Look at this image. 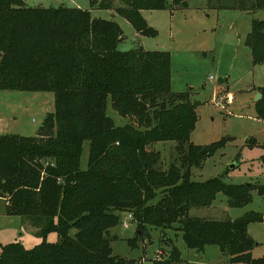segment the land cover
<instances>
[{
    "label": "trees",
    "instance_id": "obj_1",
    "mask_svg": "<svg viewBox=\"0 0 264 264\" xmlns=\"http://www.w3.org/2000/svg\"><path fill=\"white\" fill-rule=\"evenodd\" d=\"M121 1L117 13L137 32L158 35L142 11L166 9L167 0ZM172 1L176 7L189 4ZM209 1L221 8L264 9V0ZM113 2L91 0V5L113 8ZM122 33L117 22L94 18L87 9L0 0V90L50 91L55 97V110L45 115L38 135L0 134V199L8 214L29 218L43 237L30 249L16 242L3 246L0 264H136L113 253L118 236L111 229L126 212L137 223V234L129 239L133 247L148 236V227L176 225L189 248L201 252L217 245L232 263L264 264V257H253L255 240L248 232L252 222L264 221L262 213L227 220L190 215L193 207H210L220 192L230 207H244L253 201L254 186L228 184L221 177L192 179L191 168L229 139L191 142L199 102L188 92L172 91L170 52L122 51ZM246 44L253 62L264 64V19L253 20ZM259 91L255 108L264 120V86ZM109 97L131 123L116 125L107 113ZM85 141L88 167L82 169ZM164 141L177 143L181 166L160 168L161 153L153 146ZM259 192L264 194V186ZM51 232L58 234L56 242L47 241ZM181 261L173 246L169 257L152 262Z\"/></svg>",
    "mask_w": 264,
    "mask_h": 264
},
{
    "label": "rangeland",
    "instance_id": "obj_2",
    "mask_svg": "<svg viewBox=\"0 0 264 264\" xmlns=\"http://www.w3.org/2000/svg\"><path fill=\"white\" fill-rule=\"evenodd\" d=\"M188 2V7H176L172 0H167L166 9L144 10L148 24L158 31L157 36L150 37L137 32L128 19L117 13L115 8L124 4L121 0H114L113 8L93 7L91 0H25L28 6L87 9L94 18L117 22L123 32L118 44L122 51L138 47L169 51L172 91L188 92L193 102H199L191 142L208 145L229 139L201 166L191 168L192 179L221 177L228 184L254 186L253 201L244 207H230L227 196L220 192L210 207H193L190 215L214 220L236 219L250 211L264 215V194L259 192L264 186V120L257 117L255 108L257 92L264 86V64L253 62L252 51L246 44L253 20L264 19V9L221 8L209 0ZM54 110L53 92L0 90L1 132L36 136L45 115ZM107 113L116 125L131 123L129 117L113 109L110 97ZM83 148L81 168L87 169L89 141L84 142ZM153 148L161 153L160 168L181 166L182 154L175 141L157 142ZM181 169L186 171V167ZM161 195L159 192L154 202ZM5 205L6 200L0 199V258L3 246L16 242L30 249L43 241L39 226L27 217L8 214ZM126 217V213L121 214L122 220ZM248 232L255 240L253 257H264V221L252 222ZM74 233L75 229L71 230ZM111 233L118 236L112 240L114 255L136 260V264L143 259L141 264H153L159 249L165 258L169 257L173 246L181 252L179 264H245L232 263L217 245H208L202 252L189 248L176 225L169 229L148 227V236L139 240L136 247L129 243L137 234L135 221L128 228L120 222ZM58 239L56 232L47 237L49 242Z\"/></svg>",
    "mask_w": 264,
    "mask_h": 264
},
{
    "label": "built area",
    "instance_id": "obj_3",
    "mask_svg": "<svg viewBox=\"0 0 264 264\" xmlns=\"http://www.w3.org/2000/svg\"><path fill=\"white\" fill-rule=\"evenodd\" d=\"M126 214H127V217L124 220L121 219V224H123L124 227L128 228L131 224V221H135V217L132 212H126ZM164 254L165 253L159 249L156 253V258L163 259L165 258Z\"/></svg>",
    "mask_w": 264,
    "mask_h": 264
},
{
    "label": "crops",
    "instance_id": "obj_4",
    "mask_svg": "<svg viewBox=\"0 0 264 264\" xmlns=\"http://www.w3.org/2000/svg\"><path fill=\"white\" fill-rule=\"evenodd\" d=\"M188 1H189V0H188ZM188 3H189V2H188ZM188 6H189V4H188ZM142 13H144V10L142 11ZM144 17H145V15H144ZM145 18H146V17H145ZM1 120H2V119H1V117H0V123H1ZM0 125H1V124H0ZM1 129H2V128L0 127V134H8V133H5V132H1ZM124 214H125V213H124ZM113 233H114V232H113ZM114 234H115V233H114ZM206 247H207V246H206ZM205 250H206V248H205ZM205 250H204V251H205ZM201 252H202V251H201ZM122 257L127 258L126 256H122ZM127 259H129V258H127ZM143 260H144V259H143ZM143 260H139L138 263H140V264L143 263V262H144Z\"/></svg>",
    "mask_w": 264,
    "mask_h": 264
},
{
    "label": "water",
    "instance_id": "obj_5",
    "mask_svg": "<svg viewBox=\"0 0 264 264\" xmlns=\"http://www.w3.org/2000/svg\"><path fill=\"white\" fill-rule=\"evenodd\" d=\"M261 97H262V93H261V92H257V95H256L255 100L258 101V100L261 99ZM232 166H233V165H232Z\"/></svg>",
    "mask_w": 264,
    "mask_h": 264
}]
</instances>
